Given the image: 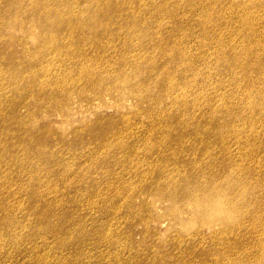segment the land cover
<instances>
[{"label": "rangeland", "instance_id": "obj_1", "mask_svg": "<svg viewBox=\"0 0 264 264\" xmlns=\"http://www.w3.org/2000/svg\"><path fill=\"white\" fill-rule=\"evenodd\" d=\"M0 264H264V0H0Z\"/></svg>", "mask_w": 264, "mask_h": 264}]
</instances>
